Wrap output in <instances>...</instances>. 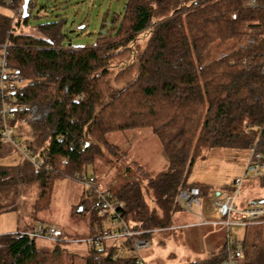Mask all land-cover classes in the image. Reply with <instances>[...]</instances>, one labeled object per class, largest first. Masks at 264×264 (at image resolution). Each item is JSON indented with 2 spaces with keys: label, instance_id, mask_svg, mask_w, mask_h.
<instances>
[{
  "label": "trees",
  "instance_id": "obj_1",
  "mask_svg": "<svg viewBox=\"0 0 264 264\" xmlns=\"http://www.w3.org/2000/svg\"><path fill=\"white\" fill-rule=\"evenodd\" d=\"M14 1L0 0V45L7 43L6 65L24 79L14 96L26 109L11 125L32 154L49 158L52 170L35 171L21 161L3 165L14 151L0 142V192L36 182L34 209H45L58 180L94 170L104 151L119 153L107 141L109 133L148 129L166 158L154 177L134 163L136 175L147 180L151 205L137 181L111 194L122 202L130 228L149 240L171 228L180 190L197 187L200 196L202 187L187 179L209 150H253L264 165V0L250 8L248 0H128L89 46L64 45L63 18L29 29L30 13L11 27ZM147 29L144 46L132 47ZM228 44L229 52L209 57L212 47ZM117 61L126 66L112 73ZM255 178L264 195V174ZM95 206L94 196L84 193L80 209L72 210L87 217V236L100 226ZM10 207L0 206V212ZM38 239L24 232L0 235V264H72L74 241L64 233L56 241ZM226 251L225 242L183 264H221ZM83 259L139 264L132 256L100 260L88 247ZM248 264H264V254Z\"/></svg>",
  "mask_w": 264,
  "mask_h": 264
},
{
  "label": "rangeland",
  "instance_id": "obj_2",
  "mask_svg": "<svg viewBox=\"0 0 264 264\" xmlns=\"http://www.w3.org/2000/svg\"><path fill=\"white\" fill-rule=\"evenodd\" d=\"M127 1L34 0L35 6L28 18L27 28L31 29L44 23L57 22L63 18L66 20L63 29L67 34L64 45L89 46L95 42L102 23L105 22L109 27L113 13L121 14ZM2 12L6 13L7 11L2 10ZM149 32L150 29H147L138 34L131 46L142 48ZM232 46L233 44L212 47L208 55L210 58L218 57L229 52ZM125 64L118 61L112 62L109 69L115 73L126 66ZM107 141L117 146L119 153L111 155L104 151V157L95 164L94 170L88 169L87 175L94 177L100 191L109 193L116 192L125 183L137 181L144 199L151 205V194L147 188V180L136 175L134 163L148 172L151 177L159 174L166 165V158L158 139L148 129H138L132 132L109 133ZM12 149L14 153L2 159L3 165H15L18 161L31 165L20 156L16 149L13 147ZM222 169H224V165ZM225 171L227 172L224 174L230 178L240 174L235 170L228 171L225 169ZM248 177H254V173L249 172ZM246 181L245 179L241 192L237 196V208H243L264 197L263 192L256 186L255 178ZM84 193L85 188L79 182L69 178L60 179L52 187L48 207L35 210L34 205L39 194L38 183L21 181L8 191L0 192V206H11L7 211L0 212V235L25 233L39 225H46L58 227L68 239L86 237L88 234L87 217L72 213L74 208L80 209ZM174 216L171 225L180 223L176 219V214ZM251 229L241 225H232L228 234L231 239L238 241L244 239L246 231L255 240L257 230L264 231V223L256 224L252 231ZM169 230L154 233L149 239L150 246L139 253L146 264H182L186 261L187 256L182 252L184 251L183 245L176 244L172 240L173 232ZM225 234H227L226 229ZM38 240L44 239L39 238ZM162 242L164 243L162 244ZM256 247L258 248V246ZM69 248L77 255L68 262L84 264L83 255L87 251L86 245L82 242H72ZM252 252L254 253L252 261L257 255L264 254L261 251L250 250V253ZM123 255L125 257L133 256L129 251L123 252Z\"/></svg>",
  "mask_w": 264,
  "mask_h": 264
},
{
  "label": "built area",
  "instance_id": "obj_3",
  "mask_svg": "<svg viewBox=\"0 0 264 264\" xmlns=\"http://www.w3.org/2000/svg\"><path fill=\"white\" fill-rule=\"evenodd\" d=\"M12 0H7V3ZM24 0H15L10 9L12 17L11 27H15L19 19H23L22 5ZM255 5V0H248L245 4L250 8ZM34 0H29L27 4L28 15L34 9ZM8 48L7 43L0 45V142L12 146L20 156L28 161L35 171L51 172L49 158L44 155H34L23 144L22 139L16 136L15 125H11L16 116L25 111L26 107L15 103L14 93L24 83L22 75L15 69L6 65L5 51ZM23 123L24 120L22 119ZM264 127V124L263 126ZM252 151V165L256 175L264 174V165L260 163L258 154ZM248 166V165H247ZM79 182L85 188L87 196H94L96 199L95 211L100 218V226L95 228L92 235L70 239L76 243H84L86 247L96 250L100 260L110 256L112 259L125 257L123 252L129 251L132 257L137 259L139 264H146L140 256V252L150 246V241L143 237L141 231H135L130 228L124 220V207L121 201L117 200L109 192H102L98 189L93 176L87 173H74L71 177ZM247 178V170L241 177L236 178L232 183L230 191H216L211 194L210 205L213 211L214 220L221 222L226 228L231 224L252 227L256 224L264 223V201L251 202L243 208L236 207L237 196L241 192L244 179ZM176 200L180 207L189 211L193 206H200L201 200L197 187L182 189L177 193ZM29 236L41 238L49 241H56L63 233L61 229L55 226L39 225L29 232ZM226 256L221 264H248L253 259V252H244L243 241H236L227 238ZM111 249H113L111 251ZM253 251L264 252V235L258 248Z\"/></svg>",
  "mask_w": 264,
  "mask_h": 264
},
{
  "label": "crops",
  "instance_id": "obj_4",
  "mask_svg": "<svg viewBox=\"0 0 264 264\" xmlns=\"http://www.w3.org/2000/svg\"><path fill=\"white\" fill-rule=\"evenodd\" d=\"M251 159V150L215 148L207 152L204 160H199V162L197 161L194 164L195 166H193L194 168H192L189 174L187 183L198 184L202 187L200 194L201 205L193 206L189 211L180 207L178 212L174 213L176 214V219L180 223L171 225V229L169 230L173 232L172 240L176 244L183 245L184 251L182 252L187 256L185 262L201 259L207 254L216 251L227 242V238L230 237L228 234L230 226L237 224H231L226 228L221 222L214 220L213 211L210 205L211 194L216 191H224V188L231 189L233 181L244 174L246 170V182L257 177L258 175H256ZM223 165L224 169H222ZM225 169L228 171L235 170L240 174L230 178L224 174V172H227ZM249 172H253L254 177H248ZM256 186L258 187L257 182ZM251 228L254 229V226ZM225 229L227 234H225ZM244 235V239H239L238 241L244 242V252L248 249V252H250V250L257 249L256 246L262 241L264 231L258 229L255 240H253L250 237V234H247L246 231ZM163 243L164 242H162V244Z\"/></svg>",
  "mask_w": 264,
  "mask_h": 264
},
{
  "label": "water",
  "instance_id": "obj_5",
  "mask_svg": "<svg viewBox=\"0 0 264 264\" xmlns=\"http://www.w3.org/2000/svg\"><path fill=\"white\" fill-rule=\"evenodd\" d=\"M29 0H24V3L22 5V8H23V14H22V17L23 18H27L28 17V13H27V4H28Z\"/></svg>",
  "mask_w": 264,
  "mask_h": 264
}]
</instances>
